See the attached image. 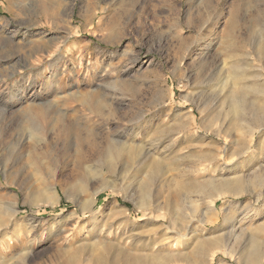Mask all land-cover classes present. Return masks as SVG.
Segmentation results:
<instances>
[{
	"label": "rangeland",
	"instance_id": "374dc122",
	"mask_svg": "<svg viewBox=\"0 0 264 264\" xmlns=\"http://www.w3.org/2000/svg\"><path fill=\"white\" fill-rule=\"evenodd\" d=\"M221 114L264 145V0H0V264H264V148L195 173ZM114 139L170 149L147 206L142 162L89 153Z\"/></svg>",
	"mask_w": 264,
	"mask_h": 264
},
{
	"label": "bare ground",
	"instance_id": "6f19581e",
	"mask_svg": "<svg viewBox=\"0 0 264 264\" xmlns=\"http://www.w3.org/2000/svg\"><path fill=\"white\" fill-rule=\"evenodd\" d=\"M103 100L104 99L102 97H99L98 99L97 98L91 99V97H89L88 99L84 100V103L87 104L89 109H91L92 111L100 113V112H102L101 107H103V102H104ZM45 111H47V110H45ZM64 117L65 116L62 115L60 118L61 120L59 121L61 133L68 134L69 131H72L73 129H75V130L78 129V126L73 127L71 124L66 123L64 120L65 119ZM186 118H190V115L187 116ZM226 120H227V116L222 115V114L220 115L219 118H217L215 120L219 125L218 136L223 138L222 140H224L225 146L220 151H218L216 149V147L212 144V142H207L205 144L206 146H208L207 148L201 147L200 150H198L199 153L196 154L198 157L197 158L198 160H197V163H195V165H194L195 170H196L195 173L199 172V174H202V173H205L207 170H210V169L213 171H216L218 169L221 171H224V170L231 171L232 170V172H236V174H238V172H239V174H241V172L239 170H242V168L248 162H251L256 157H258L259 154L262 153V149L264 148L263 147L264 145H262V144H261L262 146L257 147L258 151L252 150L254 139H251V140L249 139L248 141H244L242 139L233 138L229 128H225ZM181 124H182L181 126H184L185 122L182 121ZM189 125H191V124H189ZM227 127H228V125H227ZM260 131L262 132V131H264V129H261ZM193 134L196 135V131ZM252 135H253V133H252ZM228 137L231 138L229 141L227 140ZM254 138H255V136H254ZM198 140H199V142L203 141L201 138H199ZM128 141L121 140V139H114L112 141L107 142V144H105V146H103V147H99L100 144L95 145L94 143H89V145H88L89 153L90 154H93V152L97 153L96 155L98 157V160L103 163V165L105 166V169H107L106 170L107 172H112L114 169H116V168H114L115 164L117 165L119 163H125V158L135 159L136 162L137 161L142 162L143 169L144 170H150L147 172L148 178L142 184V189H143L142 199H141L142 205L140 204L141 206H147L149 203V197H150L148 195V191L150 189L149 185L151 184L152 180L155 179L157 176L164 174V167L166 164L165 159H167V158H166V154L163 151L164 150L167 151L170 149L167 147H163L164 148L163 151H162V148L160 151H158L161 147V142L159 141V139L152 140V142H153L152 145L151 144L149 145L148 143L143 142V141L138 143V144H135L134 139L132 140V142L128 143ZM230 142H231V145H230ZM162 154H165V155H162ZM85 155H86L85 153H83V152L81 153V159H80L81 162H84ZM218 160H219V162H218ZM126 162H127V159H126ZM194 167H193V169H194ZM189 169L184 168V167L183 168H175L174 171H177L178 177H182V176H188L187 173L189 171H191ZM226 180H224V182H226ZM234 180H235L234 181L235 184H234L233 190L238 192L242 188L243 175H237ZM113 181H115V180H113ZM206 181H209V182H206ZM206 181L202 180V181L196 183V186H197V188H199L200 191H202L204 194H208L211 197L215 193L220 192L218 185L214 184V181L212 179H206ZM228 182H230V181H228ZM228 184L229 183H227V184L225 183V185H228ZM46 187H48L47 189L49 190V193H50L49 196L51 198H54L55 193L57 191V186L45 185V189H46ZM51 193H52V195H51ZM12 213H14V212L12 211ZM179 235L180 236L178 238H176L177 240L171 242V244L169 245L172 249H174V248L177 249L180 246H182L184 241L186 240V237L188 236L187 233H180ZM252 239H255V238L252 237ZM252 254L255 256L258 253H257V251H255ZM67 257L70 258V256H67ZM75 257H76V255H75ZM163 261L164 260H158L157 262L155 261V263H153V262L147 263L148 261H146V260L143 261L140 258L139 261L136 262V264H146V263L147 264H167ZM159 262H161V263H159Z\"/></svg>",
	"mask_w": 264,
	"mask_h": 264
}]
</instances>
